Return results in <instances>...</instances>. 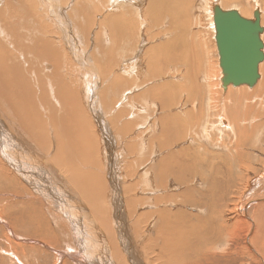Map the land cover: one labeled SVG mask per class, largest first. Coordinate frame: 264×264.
Returning a JSON list of instances; mask_svg holds the SVG:
<instances>
[{
	"label": "bare ground",
	"instance_id": "bare-ground-1",
	"mask_svg": "<svg viewBox=\"0 0 264 264\" xmlns=\"http://www.w3.org/2000/svg\"><path fill=\"white\" fill-rule=\"evenodd\" d=\"M90 1L0 0V60L10 61L12 67V75L5 73L9 85L4 89L1 87L4 78L0 75V158L4 161L0 168L6 167L27 181L41 201L56 211L53 213L54 222L60 226L65 225L57 235L59 237L63 233L67 235L64 239L68 241V246L72 245L71 247L74 248L72 258L75 264H147L150 258L149 253L153 251L149 248L148 241L152 236L155 254L157 237L154 234L146 236V232L132 231L130 222L123 218V215H126L125 208L131 204L133 210L127 211V215L134 217L137 204H142L143 200H151L152 196L143 197V199L135 197L136 199L132 200L130 197L120 196L119 202L116 203L109 196L104 195L106 187L100 186V183L109 185L106 176L100 173L95 177L91 174L86 175L81 173L79 168L81 146L88 149L93 161L94 151L98 145L101 146L93 123L88 124V122L95 120L99 123L104 114H99L100 111L95 109V118H83V113L78 111L75 81L83 84L81 78L83 73L89 83V87L83 84V89H91L95 96L106 80L97 72L93 74V70L99 68L106 74L115 66L120 71L119 66L128 54V48L123 43L109 38L112 34L110 27L112 15H106L98 23L100 29L94 31L97 8H93L94 5L91 6ZM150 1L151 11L156 17L159 13L157 5H160V1ZM128 2L129 0L107 1L112 7L119 8L121 14L135 18L133 14L124 11ZM96 3L97 1L95 2L97 7ZM171 6L173 7V5L168 7ZM140 11H143V8H139ZM172 11L178 13L176 7H173ZM249 17L251 16L245 18L254 19V12L253 18ZM179 22L182 23L180 20L174 21L173 28L178 27ZM117 26L118 32L126 36L129 26L124 33V23L118 21ZM261 27L263 31L260 33V39L264 53L262 40L264 27L262 25ZM90 42L91 45H89ZM105 53L109 54L107 55L108 64L107 69L103 67L102 69L99 64L102 63L104 59L102 54ZM91 58H94L96 62L94 65ZM129 62L130 60L124 61L122 65ZM262 62L264 58L258 63L259 78L253 86H250L246 79L240 83L232 81L224 84L222 71L220 82L224 89L221 93L226 95L223 97L224 111L222 110L220 118H216L215 122L212 118L204 120L202 132L209 144L203 147L206 150L202 151L201 146L195 149L197 153L208 154V158L202 155L193 157V167L177 164V170H174L176 181L178 179L176 175L181 171L189 170L200 174L203 182L209 183V180L221 176L228 185L224 189L217 186L221 192H217V195L213 197L218 203L209 204L212 214L202 222L208 229L209 242L218 244L214 250L221 251V253H214L213 260L208 261L209 263L219 261L234 248L239 249L241 255L244 253L256 264H264V174L259 176L261 181L258 183H244L251 168V164L246 161L247 158L255 156L264 170V158L256 156V153L264 154V121H262L264 120V73L262 70L264 63ZM139 63L138 58L135 66L137 64L139 66ZM96 64H98L97 67ZM162 64L163 61L160 65ZM64 65L65 71L67 67L72 69V73L65 74V77H63ZM187 72L192 76L200 73L197 71L195 74L190 70ZM119 73L118 79H120ZM207 73L211 74V78L216 75L210 70H207ZM261 76L262 79L259 80ZM122 82L126 84L127 79L125 78ZM221 84L213 83L212 85L221 86ZM230 85L241 87L235 89ZM245 85L255 87L250 90L247 89L248 87L245 88ZM84 91L87 95V91ZM103 92L105 96L109 95L107 90ZM198 111L200 112L201 108ZM194 113L195 110L190 111V117ZM204 113L206 110L200 114L201 118L210 117ZM22 131H27L30 135L26 132L27 136H21ZM104 131L106 136L103 142L107 145L104 150L106 172L118 173L115 166L116 153L112 146L116 142L115 135L110 133L107 123L104 125ZM256 131L260 132L258 136L253 135ZM51 134L54 136L52 139ZM218 147L224 149L216 151ZM45 148L50 149L51 154L47 152L50 156L41 158L39 155L42 152L38 153L37 149ZM52 165L62 166L60 170L57 168L60 174H54L55 168ZM238 170L241 171L240 174L236 173ZM184 174L181 173L179 176L182 178ZM94 179L96 182L90 184V181ZM235 183L238 186L237 189L244 188V191L236 196L240 204L236 202L231 208L235 199L229 196V192L232 193ZM132 187H138V185L135 184ZM91 189L95 195V201L89 202L86 208L80 199L83 197L88 201V193ZM109 189L119 193L116 187L110 186ZM220 203L223 204L220 205ZM226 207H228V213L238 211L234 215L236 218L232 225L225 219L223 212ZM104 209L108 210L106 213L108 216L114 218L116 227L106 224L107 221L100 218L104 214L102 211ZM139 218L142 216L139 215ZM46 223L48 229L52 231L51 220L46 219ZM136 223L138 226L141 225L140 220ZM235 225H238L240 232L245 233L244 244L237 242V239L242 238L236 237L237 230H230V227ZM186 230L178 229L173 223V257L162 252L158 257L159 264L168 263L172 259L173 263L187 259L188 254L181 252L180 254L177 251L178 249L182 251L188 246L184 241L185 238H197L198 231ZM229 233L232 236H228ZM49 239L57 240V237L49 235ZM188 247H192L198 255H204V242L198 247L196 245ZM143 251L146 258L142 257ZM216 258H218L217 261ZM65 264H67L66 261Z\"/></svg>",
	"mask_w": 264,
	"mask_h": 264
},
{
	"label": "rangeland",
	"instance_id": "rangeland-1",
	"mask_svg": "<svg viewBox=\"0 0 264 264\" xmlns=\"http://www.w3.org/2000/svg\"><path fill=\"white\" fill-rule=\"evenodd\" d=\"M94 1H97V7ZM107 1H90L91 6L94 5L93 8H97V18L94 19L93 25L94 31L100 29L98 23L106 15H112L110 21L112 34L109 35V38L112 41H120L128 48V54L123 63L128 60L130 62L126 65H122V63L119 66L120 71L115 66L110 68L106 74L99 68L93 70V74L97 72L100 77L106 80L105 83H102V89L97 91L95 96L91 89H83V84L89 87L83 73L81 74L83 84L75 81L78 111L83 113V118H95V109L100 111L99 114H104L99 123L95 120L88 122V124L93 123L101 146L98 145L93 153L95 162L88 149L81 146L79 158L81 173L91 174L93 177L99 173L106 176L109 185L100 183V186L106 187L104 195L109 196L116 203L119 202L120 196L130 197L131 200L135 197L143 199V197L150 198L149 196H152L153 203L149 199L143 200L142 204H137L134 217L127 215V211L133 210L131 204L125 208L126 215H123V218L130 222L132 231L146 232V236L154 234L157 237L155 254L153 237L151 236L148 241V246L153 251L149 253L150 258L147 264H159L158 257L162 252L173 257V223L178 229L185 228L188 232L198 231L197 238H185L184 241L188 246L196 245L197 247L204 242V255H198L196 251L192 250V247L187 246L182 250L183 252L179 249L177 251V253L188 254L187 259L178 263H173L172 259L165 264H256L244 253L241 255L239 249L234 248L219 261L216 258L217 262H208L213 260L214 253H221V251L214 250L218 244L209 242L208 229L202 222L212 214L209 204L218 203L214 201L217 199L213 196H216L217 192H221L220 189H224L228 185L221 176L209 180V183L203 182L200 174L189 170L181 171L176 175L178 178L176 181L174 170H177V164L193 167V157L202 155L208 158V154L195 151L200 146L202 151L206 150L203 147L209 144L202 132L204 120L212 118V121L215 122L216 118H220L223 110V97L226 95L221 93L224 88L220 82L222 69L215 38L213 7L218 4L225 10L237 9L241 15L251 16L249 18H253V12L259 8L261 11L260 24L264 27V0H173V7H176L178 13L172 11V6L168 7L171 4L168 2L169 0H166L165 6L163 3L157 5L159 13L156 17L151 11V1L142 0L143 11L138 14H144L142 16L144 20L138 19L136 13L133 14L135 18H131L130 24L128 17L121 14L119 8L109 5ZM133 1L129 0L130 3ZM147 8L148 10H146ZM179 20L182 23H177L178 27L173 28V22ZM118 21H122L125 25L123 33L127 32V26H129L127 35H130L128 37L118 32ZM262 40L264 42V32ZM107 55L109 54H102L104 59L99 64L100 68L107 69ZM138 58L139 66L138 64L135 66ZM90 60L93 62L92 65L96 63L94 58ZM162 61L163 64L160 65ZM97 66L98 64H96ZM80 68L82 69V67ZM207 68L215 72V77L211 78V74L208 78L206 77ZM188 70L195 74L197 71L200 73L192 76L187 72ZM262 70L264 73V64ZM63 72V77H65V74L72 73V69L67 67V71H65L64 65ZM118 72H120V79L117 76ZM5 73L12 75L11 62L0 60V75L4 78L1 82L3 89L9 85ZM15 74L18 76L17 72ZM260 74L262 75V72ZM262 76L259 80L262 79ZM125 78L127 79L126 84L122 82ZM214 82L221 86L211 87ZM203 85L205 90L204 88L200 89ZM230 86L235 89L241 87ZM244 87L251 90L255 86L245 85ZM84 90L87 91V95ZM105 90H107L108 96H105L103 92ZM200 108L201 113L206 110L204 115L210 117L201 118V113L198 111ZM194 110V115L190 117L189 112ZM262 121L264 120L262 119ZM105 123L109 125L110 133L115 135L116 142L112 146L116 153L115 166L118 173L106 172L107 166L104 164L106 152L104 150L107 145L103 142V138L106 136ZM26 132L22 131L21 136H27ZM27 133L30 135L29 132ZM259 133V131L253 132V135L258 136ZM50 137L52 139L53 134ZM223 149L218 147L215 150ZM48 150L47 148L37 149L38 153L42 152L39 155L41 158L46 155L50 156L47 152L51 154V150ZM256 156L264 158V154L256 153ZM246 161L251 164V168L244 183H258L261 181L259 176L264 174L262 165L256 161L255 156L247 158ZM3 162L1 159L0 166ZM52 166L55 168L54 174H60L59 170L62 166ZM181 173H185L182 178L179 176ZM236 173L240 174L241 171L238 170ZM186 176L188 178H185ZM93 182H96L95 179L91 180L90 184ZM69 184H71L70 181ZM135 184L138 187H132ZM110 186L116 187L119 193L114 190L110 191ZM237 187L235 183L232 193L229 192V196L235 199L231 208L236 202L240 204V200L236 196L244 191V188L240 190ZM88 196V201L83 197L80 199L86 208L89 202L95 201L92 189ZM222 204L220 203V205ZM102 211L104 214L100 218L107 221L106 224L116 227L114 218L106 214L108 210ZM54 212L56 211L43 203L41 198L33 192L27 181L6 167L0 168V264H65V261L67 264H75V260L72 258L74 248L71 247L72 245L68 246V241L64 239L67 235L65 233L60 237L57 235L65 225L60 226L54 222ZM237 212L228 213V207H226L223 213L229 224L232 225L235 222L236 216L234 215ZM139 215L142 218H139ZM46 219L51 220L52 231L48 229ZM139 220L141 221L140 226L136 223ZM188 228L190 229L188 230ZM230 230H237L236 237H242L237 239V242L244 244L245 233L241 231L242 234L244 233L241 234L238 225L231 226ZM49 235H56L58 241L50 240ZM228 236L232 235L229 233ZM142 257L146 258L144 251Z\"/></svg>",
	"mask_w": 264,
	"mask_h": 264
},
{
	"label": "water",
	"instance_id": "water-1",
	"mask_svg": "<svg viewBox=\"0 0 264 264\" xmlns=\"http://www.w3.org/2000/svg\"><path fill=\"white\" fill-rule=\"evenodd\" d=\"M216 41L223 71L224 84L243 79L253 86L259 78L258 63L264 58L260 33L261 13L254 11V19L242 16L236 9L213 7Z\"/></svg>",
	"mask_w": 264,
	"mask_h": 264
},
{
	"label": "crops",
	"instance_id": "crops-1",
	"mask_svg": "<svg viewBox=\"0 0 264 264\" xmlns=\"http://www.w3.org/2000/svg\"><path fill=\"white\" fill-rule=\"evenodd\" d=\"M135 1H137V0H134L133 1V3H130V2H128V4H127V6H125V9H124V11L125 12H129L130 14H136L137 13V15H138V19H142V20H144L143 18H142V16L144 15V14H142V15H139L138 13H139V8H141V6L143 7V4H142V0H139V1H137V2H135ZM160 1V3H163L164 4V6L166 5V3H167V1L165 0H159ZM171 5H173L172 3H173V0L171 1V0H169L168 1ZM168 3V4H169ZM163 6V7H164ZM146 10H148V8L146 9ZM129 20H131V18H132V16H130L129 15ZM134 20V19H133ZM132 21H130V23H131ZM129 23V24H130ZM207 70H209L208 68L206 69V71H205V74H206V77L208 78V76H209V74L207 73ZM212 72H214V71H212ZM215 73V72H214ZM215 83V82H214ZM219 87V85H216V86H214V85H212L211 84V87ZM210 87V88H211ZM204 88V90H205V87H204V85L202 86V89ZM216 92V91H215ZM58 241V240H57ZM57 241H56V243H57Z\"/></svg>",
	"mask_w": 264,
	"mask_h": 264
}]
</instances>
